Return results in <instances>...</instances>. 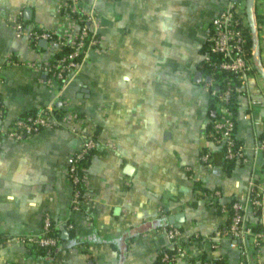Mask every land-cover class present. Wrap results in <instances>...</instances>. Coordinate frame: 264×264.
Segmentation results:
<instances>
[{"label": "crops", "instance_id": "0c3cea01", "mask_svg": "<svg viewBox=\"0 0 264 264\" xmlns=\"http://www.w3.org/2000/svg\"><path fill=\"white\" fill-rule=\"evenodd\" d=\"M63 1L0 0V264H52L18 240L39 234L46 215L62 238L69 230L79 238L59 241L62 264H119L109 240L155 219L179 227L176 240L186 247L179 264L264 262V151L256 148L264 139V0L253 2L251 68L235 97L244 158L229 172L220 147L202 136L210 89L200 70L210 21L225 0H80L98 41L61 81L46 69L55 51L12 20L62 35L71 26ZM58 101L75 117L23 138L6 135L16 117ZM87 134L96 147L73 205L68 165ZM209 145L212 163L204 164L199 155ZM215 190L219 196L210 195ZM233 197L245 198L246 221L263 232L261 245L250 237L244 253L235 238L213 236L228 218L220 204ZM163 247H173L168 227L151 228L129 242L121 264H164L156 260Z\"/></svg>", "mask_w": 264, "mask_h": 264}, {"label": "built area", "instance_id": "2783aa9c", "mask_svg": "<svg viewBox=\"0 0 264 264\" xmlns=\"http://www.w3.org/2000/svg\"><path fill=\"white\" fill-rule=\"evenodd\" d=\"M247 0H225V4L221 6L212 17L207 33L206 49L202 53L200 66L207 65L213 73L216 69H226L235 74L242 82L246 74L251 68V62L246 53L245 41L247 30L250 28L245 13ZM63 14L70 21L71 26L62 34L57 35L52 30L39 29L35 27H27L20 19H13L15 29L19 33H24L29 39L37 44L40 39H46L49 47L59 52L60 49L67 45L70 50L56 59L53 64L46 67L51 71L56 79H65L79 65L76 57L85 49L86 40L88 45H95L98 41L95 34L90 28L93 20V13L84 12L80 7V0H64ZM244 10V11H243ZM216 78L205 81L207 87L216 82ZM235 86L229 79L221 95L218 115L212 120L211 129L202 131V136L207 141L217 147L223 149V157L226 161H240L244 158L243 144L236 138V115L231 106V98ZM212 93L215 90H211ZM52 107H43L36 113H29L18 116L8 127L6 135L9 137L23 138L38 132L44 127L54 126L61 122L70 121L75 115L64 114L60 119L55 118L51 113ZM75 129V128H73ZM2 139L0 138V143ZM96 144L92 134H87L83 138L81 148L75 151L68 165L69 175L75 185L73 194V205H76L83 193L76 186L79 177L76 174V161L81 156L87 154L89 150ZM256 148L264 151V139H260ZM199 159L204 164L212 163L211 146H206L201 150ZM198 194H206L205 190H198ZM211 196H219V190L210 193ZM251 204L256 207L259 204V198L255 193L251 194ZM245 198L233 197L227 202L220 204V209L230 213V223L226 229L227 235L238 241L241 252H245V245L249 238H253L255 246L262 243L263 232L261 230H253L246 222L245 218ZM230 203V206L227 205ZM68 227H72V223H68ZM51 219L45 216L43 219V228L39 234H27L18 237V240L26 244H38L47 246H58L60 240L59 235L51 234ZM180 229L177 225L171 224L168 227V233L173 240V248L175 252L168 256L165 254L164 259H172L175 264H179V259L184 254L186 247L184 244L177 242L176 238ZM225 235V232L219 228L214 231V238ZM217 242L214 243L216 245ZM51 248L47 250L50 253ZM244 260H241V264ZM52 264H62V260L58 256H54ZM203 264H224L222 261L214 263L211 260H205Z\"/></svg>", "mask_w": 264, "mask_h": 264}, {"label": "trees", "instance_id": "16d2710c", "mask_svg": "<svg viewBox=\"0 0 264 264\" xmlns=\"http://www.w3.org/2000/svg\"><path fill=\"white\" fill-rule=\"evenodd\" d=\"M95 37H96V35H95ZM87 41L88 40H86L85 49L89 46ZM251 46H252V34H251V30L249 28L247 30V37H246V41H245V48H246V53H247L248 57L251 56ZM85 49L82 52H80L79 55L76 57L78 62H80L82 60V58L84 56ZM205 49H206V47H204L203 51ZM69 50H70L69 46H67V45L63 46L59 52L55 53L52 56L53 58L50 60V63L53 64L58 57H60L64 53L68 52ZM200 70L202 72H205V81L209 80L211 78L217 79V81L214 82L209 88L210 89V96L208 99V115L210 117V120L207 122L205 127H206V129H211L212 125H213L212 120L218 115L219 101H220L221 95L223 94V91H224V88L226 85V81L230 79L232 81L233 85L235 86V89L233 91L232 98H231V106L234 109V111L236 108L235 107V97H236L237 90H238L237 88L240 85L241 81H240V79H238L235 76V74H233L232 72H230L229 70H226V69H216L213 73H211V69L207 65H203V66H200ZM207 76H209V79H207ZM59 80L62 81L63 79H59ZM211 90H215V92L212 93ZM36 111L37 110H29L23 115H26L29 113H36ZM51 113L55 118L59 119L62 117L64 112H63L61 105H58V106L55 105V106H53ZM95 147L96 146L92 147L87 154L81 156L76 161V170L75 171L79 177V181L76 183V186L79 188L81 193H83L85 191L84 169L89 164L91 155L95 151ZM221 150H222V154H223V149H221ZM233 162L234 161H232V160L231 161H226V160L223 161V165H224L227 172H229L231 170V168L233 167ZM194 188L197 191L198 190H206L204 187L201 186L199 180L194 181ZM227 205L230 206V203H227ZM227 214H228V218H227L226 223L219 227V229L223 230L226 235H227L226 229L230 223V213L227 212ZM162 225H165L167 227L171 226L170 224H163V222H161L159 219L147 220V221H144L143 223H141L139 225L131 226L120 237L110 239L109 243L111 244V246L113 248H115L117 250L118 258H119V264L122 263L123 259L125 258L126 254H127L129 242L132 241L137 234L143 233V232H145L151 228L161 227ZM250 226L255 231L260 230V227L258 225H250ZM69 231H70L69 238H67V239L62 238L61 229L55 226L54 220H51V228H50L49 233L59 235V238H60L59 241L62 240L64 246H68L69 244L73 243L72 240L73 241H79V238L74 236V234L71 230H69ZM0 240H3V238L0 237ZM59 243L60 242H58V245H59ZM61 247H63V246H61ZM61 247L56 246V245L55 246L38 245V244L34 243V244L28 246V251L33 256L46 257V258L53 259L54 256L59 252ZM49 248H51L50 253L47 252V250ZM174 252H175V248H173V247H163L159 251V253L157 254L156 260L161 262V263H164V264H175L174 260H172L170 258H168V259L163 258V256L165 254H167L168 256H171ZM218 261H222L224 264H226V262L222 258H218V259L214 260L213 262L216 263ZM242 264H246V262L244 261ZM259 264H264V262H260Z\"/></svg>", "mask_w": 264, "mask_h": 264}, {"label": "water", "instance_id": "95a60500", "mask_svg": "<svg viewBox=\"0 0 264 264\" xmlns=\"http://www.w3.org/2000/svg\"><path fill=\"white\" fill-rule=\"evenodd\" d=\"M253 2L254 0H247L246 1V12H247V15H248V19H249V24H250V27H251V30L254 31L255 27H254V14H253ZM27 12V10H25ZM42 45H46V39H40L39 41ZM264 75V74H263ZM196 78L199 80L201 78V71H198L197 74H196ZM207 79H209V76H207ZM82 90L84 91V88H82ZM60 104V101L57 102V105ZM182 213H177V214H172V215H169L168 216V220L170 223H174L176 219L179 218V216L181 215ZM62 233H66L65 230L62 231ZM63 235V234H62Z\"/></svg>", "mask_w": 264, "mask_h": 264}]
</instances>
